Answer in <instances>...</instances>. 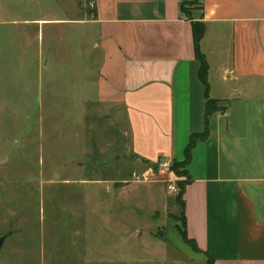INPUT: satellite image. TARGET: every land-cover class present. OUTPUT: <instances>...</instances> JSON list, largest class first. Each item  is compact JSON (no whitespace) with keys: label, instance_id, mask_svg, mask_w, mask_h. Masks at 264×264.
<instances>
[{"label":"crops","instance_id":"1","mask_svg":"<svg viewBox=\"0 0 264 264\" xmlns=\"http://www.w3.org/2000/svg\"><path fill=\"white\" fill-rule=\"evenodd\" d=\"M197 1L185 15L182 0H73L71 19L37 25L67 22L81 32L76 43L92 38L94 113L106 122L97 141L121 151L101 163L103 173H167L158 164L184 160L190 136L206 128V101L216 102L186 166L184 232L206 264H264V0ZM0 264L37 260L16 250Z\"/></svg>","mask_w":264,"mask_h":264},{"label":"rangeland","instance_id":"2","mask_svg":"<svg viewBox=\"0 0 264 264\" xmlns=\"http://www.w3.org/2000/svg\"><path fill=\"white\" fill-rule=\"evenodd\" d=\"M72 3L0 0V236L14 235L0 256L22 250L37 264H206L181 235L178 190L168 191L187 181L182 169L180 177L101 171L121 151L112 139L97 141L106 122L94 113L92 38L76 43L81 32L67 22L37 25L68 21Z\"/></svg>","mask_w":264,"mask_h":264},{"label":"trees","instance_id":"3","mask_svg":"<svg viewBox=\"0 0 264 264\" xmlns=\"http://www.w3.org/2000/svg\"><path fill=\"white\" fill-rule=\"evenodd\" d=\"M188 1H192L190 2V4H187L185 2ZM197 0H182L181 5H180V10L181 13L183 14H189V12L191 11V9L194 7L195 3ZM191 8V9H190ZM192 31H193V39H194V43H195V55L197 60L200 62V72H199V76L200 79L204 82L205 81V77H206V72H207V65L205 63V60L203 58V56L200 54L199 50H198V42L200 41L201 37L204 34V26L202 24H193L192 25ZM216 111V102L214 100H207L206 104H205V130L200 133V134H193L190 136L188 144L185 148L184 151V160L182 162H173L171 168L169 169V171L171 173H173L174 175H176L177 177L179 176V171L180 169H182L185 178L187 179L186 182L184 183H177V196L175 197V203L177 204V206L180 209V222L182 225V237L183 239L188 242L191 246L194 247V245L192 244L191 241H189L185 235L184 232V201H183V196H184V191H185V187L191 182V178L188 175L187 171H186V166L188 165L189 161H190V154H191V150L192 148L195 146V144L198 141H202L205 140L208 134L207 131V118L208 116H210L212 113H214ZM209 264H211L209 262Z\"/></svg>","mask_w":264,"mask_h":264},{"label":"built area","instance_id":"4","mask_svg":"<svg viewBox=\"0 0 264 264\" xmlns=\"http://www.w3.org/2000/svg\"><path fill=\"white\" fill-rule=\"evenodd\" d=\"M157 169L160 170V171H164V170L168 171L169 170V164L166 163V162H161V163L158 164ZM168 191L171 194L177 193L176 187L174 185H171V184L168 185Z\"/></svg>","mask_w":264,"mask_h":264},{"label":"water","instance_id":"5","mask_svg":"<svg viewBox=\"0 0 264 264\" xmlns=\"http://www.w3.org/2000/svg\"><path fill=\"white\" fill-rule=\"evenodd\" d=\"M153 168L156 169V166L154 165ZM6 237H7V235L0 236V248L2 247L3 242H4Z\"/></svg>","mask_w":264,"mask_h":264}]
</instances>
